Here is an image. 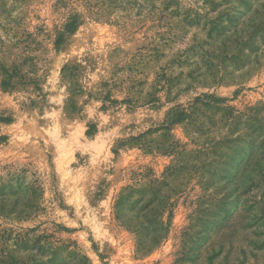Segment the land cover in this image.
Listing matches in <instances>:
<instances>
[{
    "label": "rangeland",
    "instance_id": "rangeland-1",
    "mask_svg": "<svg viewBox=\"0 0 264 264\" xmlns=\"http://www.w3.org/2000/svg\"><path fill=\"white\" fill-rule=\"evenodd\" d=\"M63 244L264 264V0H0V260Z\"/></svg>",
    "mask_w": 264,
    "mask_h": 264
},
{
    "label": "trees",
    "instance_id": "trees-1",
    "mask_svg": "<svg viewBox=\"0 0 264 264\" xmlns=\"http://www.w3.org/2000/svg\"><path fill=\"white\" fill-rule=\"evenodd\" d=\"M75 21L68 26L69 32L75 30ZM221 102L222 100H218ZM72 244H63L60 247H56L51 252V259L45 262V252L39 256L37 264H90L89 259L82 254L79 250L72 249ZM43 249V248H41ZM72 249V250H71ZM6 261L0 260V264H5Z\"/></svg>",
    "mask_w": 264,
    "mask_h": 264
}]
</instances>
